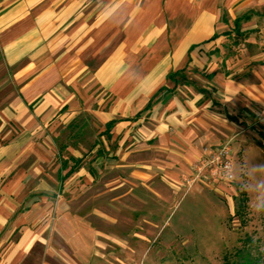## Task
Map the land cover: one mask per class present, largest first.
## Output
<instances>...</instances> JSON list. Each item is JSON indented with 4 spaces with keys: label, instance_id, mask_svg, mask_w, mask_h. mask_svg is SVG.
<instances>
[{
    "label": "crops",
    "instance_id": "crops-1",
    "mask_svg": "<svg viewBox=\"0 0 264 264\" xmlns=\"http://www.w3.org/2000/svg\"><path fill=\"white\" fill-rule=\"evenodd\" d=\"M0 72V264L111 262L67 220L81 180L181 188L232 138L264 173V0H0Z\"/></svg>",
    "mask_w": 264,
    "mask_h": 264
},
{
    "label": "rangeland",
    "instance_id": "rangeland-1",
    "mask_svg": "<svg viewBox=\"0 0 264 264\" xmlns=\"http://www.w3.org/2000/svg\"><path fill=\"white\" fill-rule=\"evenodd\" d=\"M72 140L64 134L61 144ZM249 142L247 166L237 154L236 178L228 183L178 188L161 172L143 181L121 170L97 175L90 186L81 180L80 207L67 220L82 238L107 242L99 244L107 264H226L238 261L241 249L264 264V173L253 152L259 146ZM60 153L67 158L70 150Z\"/></svg>",
    "mask_w": 264,
    "mask_h": 264
},
{
    "label": "built area",
    "instance_id": "built-area-1",
    "mask_svg": "<svg viewBox=\"0 0 264 264\" xmlns=\"http://www.w3.org/2000/svg\"><path fill=\"white\" fill-rule=\"evenodd\" d=\"M205 155L194 164L190 174L181 177L180 186L192 187L200 183L215 185L218 182H232L236 178V150L233 138L218 146L205 149Z\"/></svg>",
    "mask_w": 264,
    "mask_h": 264
},
{
    "label": "trees",
    "instance_id": "trees-1",
    "mask_svg": "<svg viewBox=\"0 0 264 264\" xmlns=\"http://www.w3.org/2000/svg\"><path fill=\"white\" fill-rule=\"evenodd\" d=\"M246 18L249 17V12L246 13L245 15ZM242 19L241 18H237L236 19V25L239 26V23ZM217 36V34H215L212 39H214L215 37ZM179 75H182V76H185L184 74H182V71H174V72H170L169 73V77L171 79H176L177 76ZM150 106V104L148 105ZM64 147V146H63ZM83 161L84 159L82 158H78V159H74L73 160V165L71 166V168L69 169V171L66 173V175H70L72 174L76 169L80 168L82 165H83ZM68 165V160H66L64 162V167H66ZM244 250H239L237 252L238 256H239V260H235V261H227L226 264H257L256 263V259H254L250 253V251H247V252H243ZM246 251V250H245Z\"/></svg>",
    "mask_w": 264,
    "mask_h": 264
}]
</instances>
